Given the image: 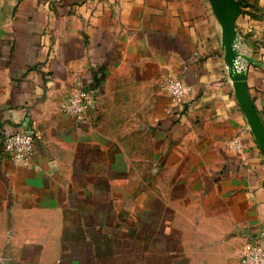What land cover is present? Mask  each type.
Wrapping results in <instances>:
<instances>
[{"label": "crops", "instance_id": "obj_1", "mask_svg": "<svg viewBox=\"0 0 264 264\" xmlns=\"http://www.w3.org/2000/svg\"><path fill=\"white\" fill-rule=\"evenodd\" d=\"M235 1L228 66L210 0H0V134H39L28 165L0 149V264H239L264 244V149L231 74L264 129V0ZM146 78L147 163L105 119ZM80 83L100 92L82 122L63 109Z\"/></svg>", "mask_w": 264, "mask_h": 264}, {"label": "built area", "instance_id": "obj_2", "mask_svg": "<svg viewBox=\"0 0 264 264\" xmlns=\"http://www.w3.org/2000/svg\"><path fill=\"white\" fill-rule=\"evenodd\" d=\"M162 86L176 100L184 99L190 90L182 79L175 76H168ZM96 92V88L80 83L64 103V111L78 122L88 120ZM38 137L36 132L3 131L0 134V149L13 162L28 165L35 152ZM239 264H264V244L258 239H249L243 247Z\"/></svg>", "mask_w": 264, "mask_h": 264}, {"label": "rangeland", "instance_id": "obj_3", "mask_svg": "<svg viewBox=\"0 0 264 264\" xmlns=\"http://www.w3.org/2000/svg\"><path fill=\"white\" fill-rule=\"evenodd\" d=\"M142 79L139 74L134 71L130 74L129 79L125 77L119 80V86L126 88L134 86L137 82H141ZM145 86L147 87L145 95L128 96L123 92L114 96L110 102L111 107L105 112V119L109 127L113 128L118 136L125 142V147L130 151L133 156H143L145 163L150 153V140H149V128L151 126V120L153 118V109L155 102L159 98L158 91L155 89L156 84L149 79H145ZM145 92V91H144ZM100 92L96 93L94 99L93 108L98 105ZM133 101L129 103L128 101ZM119 105V106H118ZM117 106V107H116Z\"/></svg>", "mask_w": 264, "mask_h": 264}, {"label": "water", "instance_id": "obj_4", "mask_svg": "<svg viewBox=\"0 0 264 264\" xmlns=\"http://www.w3.org/2000/svg\"><path fill=\"white\" fill-rule=\"evenodd\" d=\"M210 2L222 27V42L227 65H234L238 55L234 48V39L236 37L234 23L239 4L235 0H210ZM231 74L238 98L247 113L259 144L264 149V129L246 88L243 71H235Z\"/></svg>", "mask_w": 264, "mask_h": 264}]
</instances>
